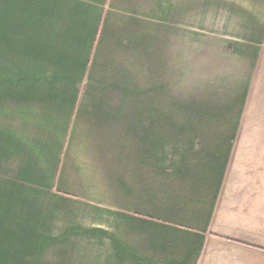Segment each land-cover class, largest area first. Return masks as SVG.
<instances>
[{
	"label": "crops",
	"instance_id": "obj_1",
	"mask_svg": "<svg viewBox=\"0 0 264 264\" xmlns=\"http://www.w3.org/2000/svg\"><path fill=\"white\" fill-rule=\"evenodd\" d=\"M260 145L264 0H0V258L260 264Z\"/></svg>",
	"mask_w": 264,
	"mask_h": 264
},
{
	"label": "rangeland",
	"instance_id": "obj_2",
	"mask_svg": "<svg viewBox=\"0 0 264 264\" xmlns=\"http://www.w3.org/2000/svg\"><path fill=\"white\" fill-rule=\"evenodd\" d=\"M201 57L200 66L198 69L201 68V71H197V75H193L194 67L193 66H186L185 67V85H184V94L183 99L181 98L180 105H184L186 108L190 106H201V107H211L217 105L219 110H225V113L222 118L225 117H232L234 113L237 111V108L234 105V98H231L229 95H225V91L223 92L222 96L219 98L217 97H210L209 87L216 86V82H214L213 78L208 77V65L207 62L209 61L208 58V50H203ZM205 71V72H203ZM200 72H201V79H200ZM210 73V72H209ZM198 81L196 82V80ZM246 100L245 102V110L246 114H244L242 120L245 121H253L256 124H260V103H254L252 105V98L249 99H239L240 102ZM237 101V100H236ZM170 104L172 101L170 100ZM216 108V109H217ZM217 109V111H218ZM244 109V108H243ZM257 111V114H254ZM248 112V113H247ZM219 117V116H218ZM252 148V147H251ZM0 230L1 234L6 236L4 241H0V249H13V250H20V249H34V248H48L47 245L42 243H33V242H23L17 239V229L16 225H6ZM10 235V236H9ZM9 237V238H8ZM6 245L10 246L11 248H6ZM42 246V247H41ZM50 248V247H49ZM24 260H33V259H20V258H0V263L3 264H19L21 261ZM227 259L225 258H217L214 261V264H225ZM260 264H264V145H260Z\"/></svg>",
	"mask_w": 264,
	"mask_h": 264
}]
</instances>
